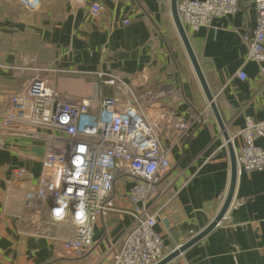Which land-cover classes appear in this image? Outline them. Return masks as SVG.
I'll return each mask as SVG.
<instances>
[{
    "label": "crops",
    "instance_id": "0c3cea01",
    "mask_svg": "<svg viewBox=\"0 0 264 264\" xmlns=\"http://www.w3.org/2000/svg\"><path fill=\"white\" fill-rule=\"evenodd\" d=\"M95 2L102 5L97 16L89 11ZM124 19L128 24H122ZM255 25L253 0H238L234 14L214 18L212 27L186 32L229 138L246 117L264 121L263 78L259 64L246 58L242 39ZM174 32L178 36L170 0H0V109L33 76L34 68L45 66L76 69L46 73L60 92L74 97L96 92L97 73L105 72L139 90L166 84L180 88L178 103L162 104L184 114L206 106L195 132L172 149L171 168L159 183L156 206L162 208L155 230L166 250L214 218L230 174L228 147L191 63L181 52L177 58L166 41ZM239 70L246 79L238 78ZM102 91L112 93L106 87ZM239 141L231 140L233 150ZM254 143L264 149V136H256ZM41 154L36 142L24 139H9L0 149V264H113L131 222L127 198L117 196L115 208L94 224L93 245L82 256L65 251L62 241L73 235L69 222H52L48 204L38 207L25 200L27 189L37 186ZM18 167L27 170L25 177H16ZM166 264H264V168L237 169L223 218Z\"/></svg>",
    "mask_w": 264,
    "mask_h": 264
},
{
    "label": "built area",
    "instance_id": "2783aa9c",
    "mask_svg": "<svg viewBox=\"0 0 264 264\" xmlns=\"http://www.w3.org/2000/svg\"><path fill=\"white\" fill-rule=\"evenodd\" d=\"M253 2L256 25L242 39L246 58L259 64L264 89V0ZM237 9L238 0H177L186 32L212 27L214 18ZM101 10L98 2L90 5L93 16ZM48 72L75 73L76 69L34 68L33 76L0 109V149L9 139L36 142L42 148L37 186L27 189L26 202L38 207L48 204L52 222L68 221L73 235L64 238L62 247L82 256L93 245L94 224L107 217L116 197L123 195L131 222L112 256L113 264L157 263L170 251L155 230L162 208L156 206L159 183L171 168L172 149L195 132L206 111L184 114L164 106L165 100L176 104L182 98L181 89L172 84L139 90L119 76L99 72L100 88L87 97H74L60 92ZM237 76L247 77L241 70ZM104 87L112 93H104ZM256 136H264V121L250 117L231 135L230 141L240 138L234 147L238 170L264 168V149L254 143ZM15 175L25 177L27 170L18 167ZM78 213H82L79 218Z\"/></svg>",
    "mask_w": 264,
    "mask_h": 264
},
{
    "label": "water",
    "instance_id": "95a60500",
    "mask_svg": "<svg viewBox=\"0 0 264 264\" xmlns=\"http://www.w3.org/2000/svg\"><path fill=\"white\" fill-rule=\"evenodd\" d=\"M170 12H171V17L173 24L176 28V31L178 33V36L181 40V43L184 47V50L186 52V55L191 63V66L193 68V71L197 77V80L200 84V87L202 89V92L208 102V105L213 113V116L221 130L222 136L226 142V145L229 150V158H230V174H229V184H228V189L225 194V197L223 199V202L221 204L220 209L214 216V218L206 225L201 231L198 233L192 235L189 237L186 241L181 243L178 247L170 250L166 255H164L163 258H161L157 263L155 264H166L173 258H175L177 255H179L180 252L184 251L187 249L189 246L192 244L198 242L201 240L206 234H208L217 224L218 222L223 218L224 214L228 210L231 201H232V196L234 192V186H235V181H236V176H237V165H236V159H235V152L232 148L231 141L229 138V135L225 129L224 123L222 122V119L220 117V114L218 112V109L215 105V102L213 100V95L208 87V84L206 82V79L203 75V72L200 68V65L198 63V60L196 58V55L192 49V46L190 44L188 35L179 19L178 12H177V0H170ZM53 206V202L51 204ZM164 223H167L165 219H163Z\"/></svg>",
    "mask_w": 264,
    "mask_h": 264
},
{
    "label": "rangeland",
    "instance_id": "374dc122",
    "mask_svg": "<svg viewBox=\"0 0 264 264\" xmlns=\"http://www.w3.org/2000/svg\"><path fill=\"white\" fill-rule=\"evenodd\" d=\"M175 34H173V36H171L169 33L168 35H166L167 37V43L168 45L170 46L171 48V52L173 53H177V58L179 57L178 56V52H181V58H183V60L185 61L186 59V54L183 50V48L181 47V42L176 34V32H174ZM181 62V60H179ZM187 63V62H186ZM188 65V64H187ZM180 70H185V66L184 65H180ZM56 75H58V73H55ZM196 105V104H195ZM206 105V104H205ZM204 106V105H203ZM206 108V106L204 107H200V111L201 110H204ZM209 109V108H208ZM209 112V110L207 111V113Z\"/></svg>",
    "mask_w": 264,
    "mask_h": 264
},
{
    "label": "clouds",
    "instance_id": "9594fccd",
    "mask_svg": "<svg viewBox=\"0 0 264 264\" xmlns=\"http://www.w3.org/2000/svg\"><path fill=\"white\" fill-rule=\"evenodd\" d=\"M79 151L83 152L84 151V148L83 147H80L79 148ZM80 215H82V213H78V218H79Z\"/></svg>",
    "mask_w": 264,
    "mask_h": 264
}]
</instances>
